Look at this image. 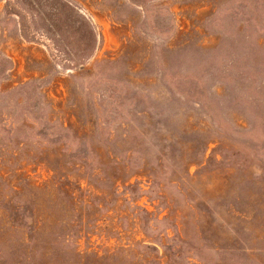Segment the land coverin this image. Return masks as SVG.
<instances>
[{
    "label": "rangeland",
    "instance_id": "rangeland-1",
    "mask_svg": "<svg viewBox=\"0 0 264 264\" xmlns=\"http://www.w3.org/2000/svg\"><path fill=\"white\" fill-rule=\"evenodd\" d=\"M0 264H264V0H0Z\"/></svg>",
    "mask_w": 264,
    "mask_h": 264
}]
</instances>
